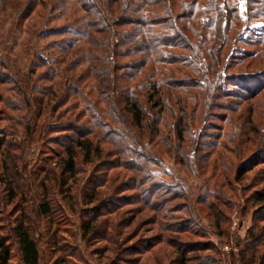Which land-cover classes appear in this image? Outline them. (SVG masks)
I'll return each instance as SVG.
<instances>
[{
	"label": "rangeland",
	"instance_id": "obj_1",
	"mask_svg": "<svg viewBox=\"0 0 264 264\" xmlns=\"http://www.w3.org/2000/svg\"><path fill=\"white\" fill-rule=\"evenodd\" d=\"M208 1L200 0L197 5L199 10L189 19L183 15L184 0H172L178 27L184 35L187 34V40L196 47L193 52L178 49L176 53L191 55L196 60L195 56H200L204 61V71L191 69L181 63L163 66L162 69L159 67V71L156 69L155 79L159 80L160 84L163 85L166 77L172 76L179 79L201 77L205 80L220 77L223 78L222 81L224 79L232 81L233 75L238 72L257 73L264 69V60L260 56L254 57L250 53H245L248 50H264V46L246 43H257L262 40L264 19L249 21L243 6L244 0H241L240 16L234 20L229 36L235 39L239 35L240 39L231 41L227 47H223L221 43L225 37L226 21L231 19V14L225 9V0H218L224 9L221 18L222 29L219 30V36L206 37L204 43L201 42L200 32L207 21L206 16L214 13L209 8L203 10ZM163 7L164 5H161L149 9L155 14L157 11L161 13ZM180 11L181 14H177ZM13 13L7 8L5 16H0V22L5 25L2 29L5 35L14 34L13 30L18 29L16 22L10 18ZM87 17L88 13L79 0H42L36 11L24 22L22 35L20 31L18 32L21 38L14 49L12 59L20 68V77L32 75L33 82L38 77L37 74L44 72L53 75L54 69L63 71L66 65L63 61L68 57L69 51L77 50L80 44L84 46L88 32ZM112 19L114 21L115 17L112 16ZM117 28L125 33L131 29V32L139 31L140 26L131 23ZM228 32L227 30L226 34ZM116 35L118 36V33ZM97 36L103 39L105 34L94 35L95 38H98ZM133 39H139V34ZM85 44L87 46H84L83 50L93 54L87 56V61L85 60L75 71L76 75L82 74L87 77L81 80L83 89L84 86L93 83L94 71L87 69V73L83 74L85 68L95 65L91 64L93 59L101 55L99 47L94 45L90 48L86 41ZM220 45L222 48L217 49ZM210 46L214 52L215 48L217 51L213 53L216 66H213L209 73L208 64L215 63L207 53ZM117 47L118 45L116 49ZM140 57L142 54L138 52L137 56H128L123 61L130 63L132 59ZM150 67L151 63L146 68ZM34 71L37 74L33 73ZM127 71L131 72V69L127 68ZM145 73L148 71L145 70ZM139 79L144 81L146 77L142 76ZM53 81L59 83L62 77L54 76ZM43 83L50 87L52 85L50 80ZM9 85L0 80V139L6 137L4 144L3 140H0V237H4L12 249L11 264H22L14 227L23 216H26L37 238L42 264H64L60 263L64 257L69 259L67 264H180V255L187 256L185 264H242L241 250L246 248V241L250 239L251 232L258 235L263 233L261 230L264 231V208L262 210L260 205H256L250 196L263 188L264 183L261 181L264 176V163L248 171L242 181H237L235 175L237 167L258 147L264 145V91L244 103L217 94L214 90H211L209 98L202 100L201 106L194 107V102H189L187 110L189 115L193 116V120L187 127L188 131L185 134L188 139L183 144L184 148L180 154L177 142L166 145L162 143V138H156L154 132L152 138L149 133H145L144 153L159 158L156 161L160 164L159 168L149 164L150 168L159 171V179L169 186L176 181L185 184L189 200L176 198L174 192L177 188L171 187L172 193L168 194L170 199L165 206V209H169L167 212L169 216H161L158 212L145 207L139 188L127 190L123 192L124 195L131 196L124 202L129 203L120 206L115 212H106L100 219L102 236L88 242L81 234L80 217L87 207H91L82 202V196L83 183L94 173L92 172L94 166V171L100 178H107L104 188L108 191L106 195L109 193L122 195L123 193L119 192L121 189L119 185L120 187L132 185L134 179L141 175L136 170H128L120 165L109 169V165L103 161L115 159L116 154H113L112 147L104 145L105 153L101 160L96 158L91 164H81L82 172L73 181L76 206L65 205L58 186L60 158L50 153L51 137L55 134L48 127L50 123L59 121V115L63 114L65 108H60L58 112L50 107L44 108L43 115L38 121L44 126L37 128V132H31V129L27 131L21 125L22 119L36 118V115H28L30 112L26 114L27 108L18 110V105H15L18 103L15 100L18 101L19 96L14 94ZM179 88L168 89L175 95L179 92L182 97L189 92L205 91L195 89L193 86L181 85ZM163 89L167 90L166 85H163ZM169 103L178 105H175L172 99ZM53 104L54 99L50 106ZM79 111L80 109L75 110L76 113ZM223 114L225 118L222 117ZM64 115L65 120L76 118L69 112ZM170 116H165V119L173 123L174 116L172 114ZM165 130L167 131L168 127ZM199 132L201 133L199 142L207 141L210 138L208 136L213 135V146L206 145L205 150L198 146L197 156H194L191 153L199 143L195 140L199 137ZM52 145L61 151L62 148L58 144ZM202 155L203 157L199 159ZM48 157L51 158L46 160ZM187 157L188 165L183 162ZM6 179L11 180L12 188L18 193L14 199L9 197L10 187L5 184ZM45 192L52 199L53 213L50 217L41 216L36 212ZM221 198L224 203L220 201ZM154 201L155 199L151 203ZM185 215L194 220L190 226L183 225L181 218ZM180 224L182 229L187 228L188 231H174L173 227ZM55 235L59 237L58 241L54 239ZM206 241H209L211 246L206 245ZM132 246H136L135 251L138 253L130 254ZM75 251L77 254H74ZM260 251H264V242Z\"/></svg>",
	"mask_w": 264,
	"mask_h": 264
},
{
	"label": "trees",
	"instance_id": "obj_2",
	"mask_svg": "<svg viewBox=\"0 0 264 264\" xmlns=\"http://www.w3.org/2000/svg\"><path fill=\"white\" fill-rule=\"evenodd\" d=\"M79 1L88 13L86 20L88 32L85 41L91 46L90 48L94 45L99 47L101 52V55L96 56L91 63L95 65L85 68L83 73L86 74L87 69H92L94 71L92 74L93 83L84 86L83 89L81 80L87 77L82 74H75V71L84 64V61H87V56L93 54L90 51L83 50V47L87 46L85 41L84 46L80 44V47L77 50L75 49L76 52L75 50L69 51L68 57L63 61L66 64L63 71L52 70L51 68L50 70L54 72L53 75L44 72L37 74L34 71L33 73H36L38 77L33 82L32 75L20 77V68L17 67V62L12 59V56L21 38L24 22L36 11L42 0H0V16H5L6 10L9 8L14 12L10 18L16 22L18 28L17 31L13 30L14 34L5 35L2 30L5 25L0 22V80L10 84L9 88L13 90L15 95L19 96L17 97L18 101L15 100L18 103L15 104L18 105V110L27 108L26 114L30 112L28 115H36V118L22 119L21 125L27 131L31 129V132H37V128L44 126L39 124L38 121L47 107L56 112L60 108H65L63 114H60L62 116L59 115V121L50 123L48 126L55 134L51 137L50 153L56 154L60 158L58 186L65 200V205L76 206V192H74L73 181L82 172L81 164H91L96 158L101 160L105 153L103 146L108 145L112 147L113 154H116L115 159H105L103 161V163L109 165V169L120 165L128 170H136L141 175L134 179L132 185H126L125 187L119 185V188H121L119 192L123 193L130 189L139 188L142 202L146 208L158 212V215L169 216L167 213L169 209H165V206L170 199L168 194L172 193L171 187L177 188L174 192L176 198L187 201L189 200L188 188L185 184L178 183L179 181L169 186L168 183L159 179V171L150 168L149 164L158 168L160 164L157 162L159 158L150 153H144L145 133H149L152 138L154 132L156 138H162V143L166 145L174 141L177 142L180 154L184 148L183 144L188 139L185 134L188 131L187 127L190 126L189 123L193 120V116H190L189 110H187L189 102H194V107L201 106L202 100L209 98L210 93H212L211 90H214L217 94H223L224 97L234 98L244 103L263 93L264 69L257 73L245 74L238 72L233 75L232 81H226L225 79L222 81L223 78L220 77H213L212 80H205L201 77H192L191 79L166 77L167 79L163 82V85H166L167 90L164 91L163 85L155 79L156 69L159 71V67L162 69L163 66L181 63L191 67V69H202L204 71V61L201 60L200 56H195L196 60L191 55L176 53L178 49L193 52L196 47L190 40H187V34L184 35L178 27L172 0ZM199 1L184 0L182 4L184 17L188 16L190 19L196 14L199 10L197 6ZM241 3V0H225V9H227V13L231 14V19L226 21L225 37L221 43L224 45L223 47H227L231 41L234 42L240 39L239 35L235 39L229 36L231 29H233L234 20L236 21L240 16ZM161 5H164L161 13L157 11L154 14L149 9V7H160ZM243 6L249 21L264 19V0H244ZM207 8L213 10L214 13L206 16L207 21H205L203 30L200 32L201 42L204 43L206 37L219 36L222 12L224 11L222 3H219L218 0H209L208 5L203 10ZM177 14H181V11ZM112 16L115 17L114 21ZM131 23L136 24L137 27L140 26L139 31L131 32V29L124 33L117 28V26H125ZM158 28L160 29L158 30ZM207 28L208 30H206ZM227 30L229 32L226 34ZM19 31L21 35L18 33ZM101 33L105 34L103 39L99 36H97L98 38L94 37L95 34L100 35ZM138 34L139 39H133ZM243 42L246 41L243 40ZM246 43L263 47L264 36L257 43ZM222 45L217 49L222 48ZM210 48L207 53L215 61L213 53L217 50L215 48L214 52ZM138 52H141L142 57L132 59L130 63L123 61L128 56H137ZM245 53H250L254 57L260 56L264 60V50L262 49L257 51L248 50ZM69 56L74 59H70ZM150 63L151 67L147 69L146 67ZM213 66H216V61L214 65L208 64L209 73ZM127 68H130L131 72L127 71ZM145 70L148 73H145ZM57 75L60 78L62 77V81L59 83L53 81L54 76L57 77ZM142 76L146 77L144 81L139 79ZM47 80L52 82L51 87L46 84L43 85V82ZM181 85L182 87L193 86L195 89L199 88L205 91H188L189 93L182 97L179 92L175 95L168 89L169 87L180 89L179 86ZM180 93L183 92L180 91ZM53 99L55 104L50 106ZM171 99L175 102V105H178L174 106V104L169 103ZM76 109H80V111L76 113ZM66 112L72 113L76 118L65 120L64 117L66 116L64 114ZM170 114L174 116L173 123L169 119H165V116L171 117ZM222 117L225 118L224 114ZM166 127H168L167 131L165 130ZM252 131H254L253 128ZM198 135L199 137L195 139L197 143L201 138V133L199 132ZM208 137L210 138L207 141H200L196 145L191 155L197 156L198 146H200V149L204 148V150L206 145L213 146L212 138L214 136L209 135ZM0 140H3L2 144H4L6 137ZM52 143L58 144L62 148L61 151H58ZM263 146L258 147L250 157L237 167L235 175L237 181H242L248 171L264 163ZM183 156L185 157V154ZM202 157L203 155L199 156V159ZM50 158L48 157L46 160ZM188 160L189 157L185 158L183 162L188 165ZM94 169L92 171L94 173L83 183L82 202L91 205V207H87L80 217L81 234L88 242L102 236L100 235V230H102L100 226L101 217L106 212H115L120 206L128 204L129 202L124 201L130 199L131 196L124 195L125 193L122 195L120 193L106 195L108 191L104 188L107 178H100ZM6 181L5 184L10 187L9 197L14 199L18 196V193L12 188L11 180L6 179ZM261 183H264V176ZM250 197L263 210L264 185L262 189L256 190ZM153 199L155 201L151 203ZM51 201L49 194L45 192L37 205V214L50 217L53 213ZM220 201L224 203L222 198ZM189 202L191 203V201ZM183 211L185 212V209ZM181 219L184 226H190L194 222L189 215H185ZM181 225L173 227L174 231H188L187 228L182 229ZM261 231L263 232L261 235L251 232L250 239L246 241V248L241 250L240 260L242 264H264V251H260V247L264 242V231ZM14 235L22 264H42L41 250L33 229L26 220V216L21 217L16 222ZM58 238V236H54L56 241H58ZM205 244L211 246L209 241H206ZM132 248L130 254L138 253L135 251L136 246H132ZM74 254H77V252L75 251ZM11 260L12 249L7 240L0 237V264H11ZM180 260V264H185L187 256L180 255ZM60 263L67 264L69 259L64 257Z\"/></svg>",
	"mask_w": 264,
	"mask_h": 264
}]
</instances>
